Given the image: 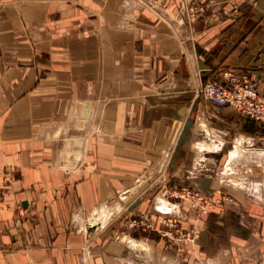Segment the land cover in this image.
<instances>
[{"label": "crops", "instance_id": "crops-1", "mask_svg": "<svg viewBox=\"0 0 264 264\" xmlns=\"http://www.w3.org/2000/svg\"><path fill=\"white\" fill-rule=\"evenodd\" d=\"M226 71L264 95V0H0V264H264L239 170L264 156V125L198 93ZM161 175L235 199L203 218L195 253L101 232L127 209L167 213L150 197Z\"/></svg>", "mask_w": 264, "mask_h": 264}, {"label": "rangeland", "instance_id": "rangeland-1", "mask_svg": "<svg viewBox=\"0 0 264 264\" xmlns=\"http://www.w3.org/2000/svg\"><path fill=\"white\" fill-rule=\"evenodd\" d=\"M141 6L147 10L151 11H157L160 7V0H157L154 7L149 6L146 2H142L140 0ZM206 11V6L202 2H194V4L189 5L187 9V18L190 21H194L198 18H200ZM264 125V124H262ZM258 147H261L260 144H258ZM220 155H213L209 158L211 161L206 162V164H209L210 169L212 170V173L215 176H218L219 172L222 170L223 166H220ZM234 165V164H233ZM221 167V168H220ZM246 167V168H245ZM242 169H239L244 178L245 185L250 188L251 185L253 187L251 188V192L249 195L253 197V201L256 203V205H259L264 210V156L263 155H257L253 153V162L252 166H245ZM219 177V176H218ZM153 184H156V189L154 191L150 192V197L154 198L156 196L158 197H165L168 199V201L180 204L181 206L183 204L188 205L190 208V204L182 199V196H184L185 192L188 189H196L191 185H184L177 183L175 179L169 176L161 175L157 178H149ZM149 181V182H150ZM199 190V189H196ZM201 191V190H199ZM253 191V192H252ZM204 196H207L211 198V202L213 204V208L210 211L209 214L202 215L201 217L198 215L197 211H195L193 208L191 210L195 213V218L191 222L190 221H184L182 217L171 215L172 217H176L178 219V225H179V234L187 235L188 232L192 230L193 227L198 226L199 233L198 237L196 239V242L194 244H187V242L179 241L174 242L170 241L167 238H164L160 236L156 231H153L149 226H141L143 222H148L152 218L156 217L158 214L155 212H136V210H130L127 209L126 211L119 213L114 220L109 225L108 229L102 230L101 232L106 233L112 232L113 235L124 237V233L133 232L135 235H157L159 238L164 239L168 246H171L172 248L176 249L179 253H185L188 252L189 249H192V251L195 253L197 246H198V240L202 231V220L205 217H208L214 212L218 207H221L223 205H231L234 204L235 199L225 193H209V192H203L201 191ZM258 194V196H257ZM263 197V198H262ZM264 216V215H263ZM149 219V220H148ZM258 222H261L262 224L259 226L257 223L256 226H253V232L256 231V233H261V229L263 227V222L258 220ZM255 228V230H254ZM262 238V237H261ZM197 258V256L195 255Z\"/></svg>", "mask_w": 264, "mask_h": 264}, {"label": "built area", "instance_id": "built-area-1", "mask_svg": "<svg viewBox=\"0 0 264 264\" xmlns=\"http://www.w3.org/2000/svg\"><path fill=\"white\" fill-rule=\"evenodd\" d=\"M154 7L157 0H142ZM223 82L210 80L205 82L198 93L206 100L217 106H229L238 111L242 116L264 124V95L261 93L256 80L245 72H223ZM182 199L187 201L198 215L209 214L213 208L211 198L204 196L201 191L188 189ZM171 213L158 214L141 226H149L160 236L174 242H187L194 244L199 233L198 226L192 228L187 235L179 234L178 219Z\"/></svg>", "mask_w": 264, "mask_h": 264}, {"label": "bare ground", "instance_id": "bare-ground-1", "mask_svg": "<svg viewBox=\"0 0 264 264\" xmlns=\"http://www.w3.org/2000/svg\"><path fill=\"white\" fill-rule=\"evenodd\" d=\"M207 142V141H206ZM201 144V143H200ZM212 144V143H211ZM200 148L201 149H205V150H216L217 148H216V146H215V144L214 145H208V144H202L201 146H200ZM200 149V150H201ZM238 150V149H237ZM248 151V150H247ZM253 151V150H252ZM256 151V150H255ZM260 154H264V150H259L258 151ZM230 161V160H229ZM229 163V162H228ZM234 170V168L232 169L231 167H227L226 168V170H225V172H224V174L225 175H228V176H230L231 174H232V171ZM232 178V182H236V180H235V178H233V177H231ZM234 180V181H233ZM235 185V184H234ZM257 196H258V194H257ZM263 198V197H262ZM158 199H160V201L162 202L161 204H162V206H164V208L167 210V213H172V212H176V213H178L179 212V210H180V206L178 205V204H175V203H172V202H170V201H168V199L167 198H165V197H161L160 196V198H158ZM161 206V207H162ZM107 209V208H106ZM109 209V208H108ZM110 210V209H109ZM181 211V210H180ZM109 212H106V210H99L98 211V215L97 216H95L94 218H93V224L94 225H96V224H98V225H100V226H105L106 225V222H107V219H108V217H109ZM179 214V213H178ZM174 215V214H173ZM97 226V225H96ZM98 228V227H97ZM138 241V240H137ZM136 243V242H135ZM135 243H134V245H135ZM141 244V243H140ZM143 245V244H142ZM137 248V247H136ZM140 248V247H139ZM143 249V248H142ZM148 250V249H147Z\"/></svg>", "mask_w": 264, "mask_h": 264}, {"label": "water", "instance_id": "water-1", "mask_svg": "<svg viewBox=\"0 0 264 264\" xmlns=\"http://www.w3.org/2000/svg\"><path fill=\"white\" fill-rule=\"evenodd\" d=\"M162 212H163V213H165V212H166V209H165V208H163V209H162Z\"/></svg>", "mask_w": 264, "mask_h": 264}]
</instances>
